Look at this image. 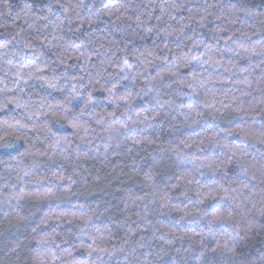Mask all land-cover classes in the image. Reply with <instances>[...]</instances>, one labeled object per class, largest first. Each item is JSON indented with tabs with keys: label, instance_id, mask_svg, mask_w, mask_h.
Returning a JSON list of instances; mask_svg holds the SVG:
<instances>
[{
	"label": "clouds",
	"instance_id": "obj_1",
	"mask_svg": "<svg viewBox=\"0 0 264 264\" xmlns=\"http://www.w3.org/2000/svg\"><path fill=\"white\" fill-rule=\"evenodd\" d=\"M0 264H264V0H0Z\"/></svg>",
	"mask_w": 264,
	"mask_h": 264
}]
</instances>
